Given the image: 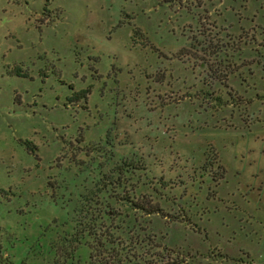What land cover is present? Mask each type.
Here are the masks:
<instances>
[{
    "label": "rangeland",
    "instance_id": "1",
    "mask_svg": "<svg viewBox=\"0 0 264 264\" xmlns=\"http://www.w3.org/2000/svg\"><path fill=\"white\" fill-rule=\"evenodd\" d=\"M124 160L185 264H264V0H0V264Z\"/></svg>",
    "mask_w": 264,
    "mask_h": 264
},
{
    "label": "trees",
    "instance_id": "2",
    "mask_svg": "<svg viewBox=\"0 0 264 264\" xmlns=\"http://www.w3.org/2000/svg\"><path fill=\"white\" fill-rule=\"evenodd\" d=\"M188 53L181 49L178 58ZM139 166L126 160L106 172L100 166L98 175L85 181L84 191L75 201L69 199L75 202L73 230L52 243V264H74L82 244L88 248L89 264H185L179 253L150 230L149 220L137 217V212L142 218L162 214L150 195L135 197L138 183L132 182L130 170ZM119 203H125V209L115 206Z\"/></svg>",
    "mask_w": 264,
    "mask_h": 264
},
{
    "label": "crops",
    "instance_id": "3",
    "mask_svg": "<svg viewBox=\"0 0 264 264\" xmlns=\"http://www.w3.org/2000/svg\"><path fill=\"white\" fill-rule=\"evenodd\" d=\"M248 264H252V263H248Z\"/></svg>",
    "mask_w": 264,
    "mask_h": 264
}]
</instances>
